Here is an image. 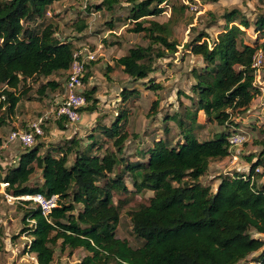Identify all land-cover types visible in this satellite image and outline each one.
<instances>
[{"label":"trees","instance_id":"1","mask_svg":"<svg viewBox=\"0 0 264 264\" xmlns=\"http://www.w3.org/2000/svg\"><path fill=\"white\" fill-rule=\"evenodd\" d=\"M57 1L0 0V131L28 93L27 88L21 90L22 83L67 72L74 60L73 43L59 39L52 24L40 26L38 22ZM168 1L134 2L131 17L137 24L133 31L144 32L149 44L131 47L116 59L134 80L147 78L157 59L178 50L179 43L171 39L169 22L149 20V25L145 24L147 17L162 14L165 9L161 4ZM103 2L112 9L119 0ZM97 7L101 9L102 5ZM223 19L224 28L212 41L202 30L185 44L191 53L202 57L203 65L190 70L194 82L192 94H186L191 103L184 106V113L163 117L177 123L182 139L172 143L167 136L155 138L147 149L138 151L141 159L127 160L123 155L129 137L125 110L122 119L118 117L111 126L99 125L90 136L91 144L83 150L79 148L81 139L75 136L64 145L48 148L39 142L27 146L18 163L8 168L3 179L13 196H58L57 205L47 216L39 206L32 205V200L20 201L27 207L25 230L31 236L25 252L35 253L39 264H54L57 246L62 251L87 250L77 264H239L256 252V262L264 264V238L252 233L264 234V183L259 181L264 175V138L259 142L261 150L248 158L251 165L247 173L222 176L216 191L200 180L212 159L231 154L229 137L234 130L228 128L239 127L233 117L246 112L260 93L253 63L264 44L246 40V28L251 23L240 9L225 12ZM253 24L264 34V14ZM84 28L82 25L80 31ZM88 76L86 72L84 81ZM149 81L147 87L156 90L154 80ZM58 85L49 80L40 93ZM95 93V88L84 91L87 102ZM138 93V89L126 88L122 96L128 100ZM93 102L81 111L95 110L98 100L94 98ZM159 105L160 100H154L150 113L157 114ZM199 112L227 129L216 138L199 139L195 132ZM57 123L61 129L66 128L64 119ZM256 124L254 128L264 134V123ZM102 135L113 141L116 152H93L101 147L96 145ZM4 141L0 133V151ZM73 152L75 159L70 164ZM120 164L123 168L115 173ZM258 167H262L261 173H256ZM37 169H41L43 180L30 185ZM145 190L153 191L149 203L129 211L134 233L143 238L141 246L133 247L117 236L123 200L116 202L114 192L139 194Z\"/></svg>","mask_w":264,"mask_h":264},{"label":"rangeland","instance_id":"2","mask_svg":"<svg viewBox=\"0 0 264 264\" xmlns=\"http://www.w3.org/2000/svg\"><path fill=\"white\" fill-rule=\"evenodd\" d=\"M104 0H60L47 9L43 18L39 19L40 26L52 24L56 29V36L62 41L68 40L73 43L75 50L94 52L96 57L87 67L89 74L85 90L96 89V93L87 102V106L93 105L96 98L98 102L95 110L84 109L82 118L74 125H67L61 129L54 120L52 110L62 101V85L67 77V72H59L49 77H39L22 83L21 90L27 88L26 97L22 98L15 113L8 123L0 131L4 138V144L0 151V264H34L31 258L33 253L25 252L26 244L31 236L25 230L24 216L27 207L20 201L27 198H14L7 191V183L4 176L8 168L17 164L19 156L27 147L19 142H9L8 137L13 130L27 129L28 125L49 114V119L43 123L44 135L37 137L36 143L43 142L48 148L51 145H64L67 140L74 136L80 138V150L91 144L90 136L99 125L111 126L122 112L126 110L127 122L125 129L128 139L125 142L123 155L127 160L141 159L138 151L147 149L155 138L167 136L172 143L182 139L180 127L175 121L163 120L165 115L175 112L184 113V106L191 103L186 94H192L190 87L194 82L190 70L194 66H202L201 56L194 55L185 46L199 31L209 33L210 41L215 39L224 28L223 14L232 9H240L249 19L251 26L246 28L245 38L249 43L258 42L264 44V34L255 30L254 21L260 14H264V2L260 0H169L161 4L164 12L158 16H149V20L160 23L169 22L172 28L171 39L179 43L178 50L169 53L166 57L157 59L154 63V71L143 80H134L116 64V59L128 52L131 47L137 45L147 46L149 40L144 32L133 31L136 20L131 17V9L134 2L141 0H119L108 9ZM100 9L97 6H101ZM139 19L138 21H140ZM85 28L80 31L81 26ZM262 54V63L257 67L256 84L260 93L254 98L246 112L233 117L238 124V129L229 126V130L242 132L246 137L241 145L233 146L231 154L223 159H212L209 169L200 180L205 185H210L212 191H216L221 177L232 176L235 172L247 173L250 169L248 158L254 157L260 150V141L264 134L254 128L255 124L264 123V48L259 49ZM111 66L113 69L109 70ZM153 79L157 84L156 90L148 88L149 80ZM49 80L59 83L56 88L47 87L42 95V85ZM161 84V86H160ZM160 86V87H159ZM138 89V95L128 100L122 96L123 89ZM159 99L160 105L157 114L150 113L154 100ZM257 125V124H256ZM168 128V132L166 130ZM231 128V129H230ZM227 126L219 125L206 117L204 112H199L195 132L199 139H212L221 135ZM100 148L93 149L96 154L103 155L105 152H116L113 141L103 135L97 137ZM34 144V145H35ZM33 145V146H34ZM46 147L42 150L45 151ZM60 155L59 153H55ZM118 155H120L118 153ZM75 159V152L70 155L71 164ZM123 168L120 164L115 173ZM260 168V173L263 171ZM41 169H37L31 176L30 185L42 182ZM264 183V175L260 177ZM125 182L132 189V182L128 177ZM153 191L145 190L142 193L115 191L116 202L123 200L121 219L117 229V236L127 239L133 247L143 244V238L136 236L132 228L130 210L148 204ZM32 205H36L33 203ZM254 236L264 238V234L252 231ZM86 254L84 248L62 251L56 247L54 264H77ZM259 252L253 253L239 264H258L256 257Z\"/></svg>","mask_w":264,"mask_h":264},{"label":"built area","instance_id":"3","mask_svg":"<svg viewBox=\"0 0 264 264\" xmlns=\"http://www.w3.org/2000/svg\"><path fill=\"white\" fill-rule=\"evenodd\" d=\"M95 57V53L90 51L84 52L83 50H76L74 52V60L67 71V77L63 83L62 101L51 112L55 121L64 119L66 124L69 126L74 125L81 120V109L87 104V98L84 94L86 83L83 78L87 72V64L94 60ZM261 63L262 54L257 52L254 56L253 66L257 69ZM49 117V114L46 113L45 115L40 116V118L37 120L31 122L27 129L13 130L8 137V141L19 142L28 147L33 146L36 143L37 137L44 135L42 124L46 119H49ZM245 139L246 137L242 132L238 131L232 133L229 137L231 148H233V146L241 145ZM260 171L261 170L259 167L256 168V173ZM19 197L32 200L42 209V212L46 216L52 212V209L57 205L58 202V196L55 194L48 197L43 193H36L33 195H24L14 198ZM31 258L34 260V264H39L35 253L32 254Z\"/></svg>","mask_w":264,"mask_h":264}]
</instances>
